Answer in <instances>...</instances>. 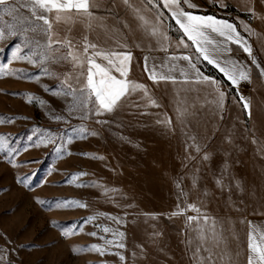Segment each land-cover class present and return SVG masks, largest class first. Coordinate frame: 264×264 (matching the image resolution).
Here are the masks:
<instances>
[{
    "label": "rangeland",
    "instance_id": "1",
    "mask_svg": "<svg viewBox=\"0 0 264 264\" xmlns=\"http://www.w3.org/2000/svg\"><path fill=\"white\" fill-rule=\"evenodd\" d=\"M193 2L207 12L247 17L228 2L227 8L216 6L214 0ZM160 7L164 8L162 2ZM17 46L21 55H31L29 47L35 49L22 38L0 42V137H7L12 150L0 152V246L6 234L14 249L13 264H122L118 256L86 250L92 244L105 246L104 240L88 235L90 232L113 239L112 233H103L96 225L125 233L126 248L109 249L123 253V264H228V256L219 258L222 251L231 256V264H246L248 225L241 221L264 226V107L253 108L248 118L227 96L221 120L207 85L143 83L160 107L147 105V98L138 90L117 113L80 119L87 109L80 108V101L66 96L61 88L71 64L44 62L45 73L27 59L17 58ZM203 67L223 80L209 72L212 66L204 63ZM29 94L44 104L29 102ZM73 105L77 107L69 116ZM165 115L172 119L174 131L156 124ZM80 127L98 134L77 137L72 129ZM49 132L63 135V139L57 145L41 143L38 137ZM226 132L232 135L230 144L224 139ZM189 133L210 153L209 161L190 158L202 153L186 151L192 143ZM69 135L72 141L64 143ZM55 146H63L70 154L58 156ZM83 153L104 159H91ZM225 168L224 183L231 181V191L216 185ZM81 171L88 175L69 183V174ZM25 176L31 190L18 183ZM77 182L94 186L76 187ZM238 182L244 192L236 188ZM58 199L80 200L88 207L58 209L54 204ZM189 204L200 210L201 217H209L208 222H189L188 216L198 215ZM181 210L182 215L171 216ZM88 216L97 219L82 224L83 231L69 237L52 224L71 226ZM111 217L120 218L121 223ZM213 221L224 239L212 253L194 257L199 231L210 229ZM73 248L85 250L73 252Z\"/></svg>",
    "mask_w": 264,
    "mask_h": 264
},
{
    "label": "snow or ice",
    "instance_id": "2",
    "mask_svg": "<svg viewBox=\"0 0 264 264\" xmlns=\"http://www.w3.org/2000/svg\"><path fill=\"white\" fill-rule=\"evenodd\" d=\"M115 7L105 8V0H0V42L6 43L9 38H22L24 44L27 46L35 45V49L29 47L31 55H21L19 46H17V58L27 59L28 63L36 64L45 73L48 69L43 67L44 62L51 63L53 60L59 62H68L72 65L74 72L78 74L69 73L64 77L61 88L64 90L66 96H72L74 100H79V107L86 108L87 111L83 112L80 119H88L92 115L103 116L105 114L117 113L124 104L129 102V99L134 92L140 90L143 96L147 98V105L153 107H160L155 99H153L144 84L136 83L126 79L130 62L132 61V53L130 51H123L128 47V37L122 35V30L127 29L135 32L133 23L139 22L137 27L140 28L144 35L149 38H155L157 43L162 46L163 51H167V47H163L164 42L171 45L169 36L166 34L165 28H170L171 25H165V17L160 11V4L168 10L169 18L175 21L178 26V31L186 37V40L181 38L177 41V45L184 49H192L188 54L180 56L171 55L165 61H161L160 68L158 69L155 64L149 67L150 57H144V70L148 73L149 79L153 83L160 82H173L177 81L178 73L180 77L184 78L185 82H195L201 85H207L211 89L214 97V104L219 115V119H223V113L226 107V100L228 93L222 89L220 83L212 77L204 75L198 65L207 62L208 65L214 66L230 83L233 87L238 88L241 81H251V67L249 65L241 64L231 58L232 49L228 47L229 44H235L238 48L242 49L244 53L251 58V64L258 69V75L264 77V67L253 56L252 48L248 44L247 38L241 35L237 30V25L225 19L217 18L213 15H198L188 9H198L199 5L193 0H109ZM216 6L227 8L228 5L225 0H214ZM124 6L126 11L131 10L133 21L127 22L119 19V14L115 8ZM104 8L109 13L108 16H98L95 12ZM155 9V11H153ZM264 20V17H260ZM80 23L85 26L87 31L80 35L69 36L66 33L71 32V25ZM247 28L251 33L253 30ZM103 29V35L107 37L106 40L93 41L89 39L88 32H98ZM65 33V34H61ZM217 37L222 39H217ZM139 39V36L136 37ZM190 42V43H189ZM115 44L114 50L108 45ZM103 45V46H102ZM140 45H137L139 47ZM227 53V55H225ZM99 60L100 62H97ZM180 60L187 62L186 66H181L174 63ZM167 67V71L163 69ZM2 71V69H0ZM119 73L120 78L112 73ZM65 85L67 87L65 88ZM48 91L49 89H45ZM237 103L240 104L242 110L248 118H251L252 107L251 101L243 95L236 97ZM29 102H36L44 104L43 100H36L29 94ZM91 105V107H88ZM73 105L70 107L69 116L72 115ZM136 107H139L137 104ZM147 113H141L145 115ZM181 116L184 113H180ZM58 121L65 120L63 116H54ZM8 122H11L9 119ZM97 124H109L108 120H96ZM156 124L163 125L174 131L172 128L173 121L166 115L163 118H158ZM39 129H33L37 132ZM72 132L77 137L86 138L88 135L96 136L98 133L95 131L89 132L86 128H73ZM31 139V137H29ZM41 143L45 141L57 145L63 139V135L54 136L52 133L45 135L41 133L38 137ZM73 136L69 135L64 143H70ZM188 139L192 141L187 146L188 149H194L196 153H202L198 157H190L191 159H199L201 161H209L211 156L208 151H205L200 143L197 142L196 136L188 134ZM224 139L227 143L232 142L231 133L225 134ZM252 143H257L255 139ZM12 151L7 146V137H0V152ZM53 151L58 156L70 154L63 146H55ZM82 155L88 156L91 159H104L102 156L83 153ZM8 162L12 164V160ZM16 165L13 164V167ZM227 171L225 168L220 177L216 180V185L221 189L228 187L231 191V181L226 185L224 183V173ZM86 172H77L69 174V183L79 181L80 177L86 176ZM28 177H21L18 183L25 184L31 190L30 184H26ZM196 180L193 179V184ZM76 187L94 186L86 185L83 182H77ZM177 187H180L177 182ZM236 188L241 192L245 189L239 184ZM41 204H46L47 201H38ZM55 207L58 209L70 210L73 208H87L88 204L75 199H63L54 201ZM51 207V205L49 206ZM188 208L193 209L198 213L196 217L188 216L189 222H198L203 220L208 222L209 217L206 215L201 217L200 210L195 205L189 204ZM255 210V209H254ZM183 211H174L171 216L182 215ZM100 215H106L101 213ZM156 219L155 216L152 217ZM96 216H88L83 218L82 221L73 222L71 226L53 221L52 224L58 228L61 235L69 237L83 231L82 224H87L96 220ZM116 223H121V219L111 217ZM248 225L247 231V248H246V264H264V226L257 227L251 221H241ZM103 233H112L113 239H106L105 236L98 235L97 231L88 233L92 237H98L105 241V246L92 244L87 246L86 250L96 252L104 256L112 254L118 256L122 262L126 261V257L122 252H110V248L125 249L124 243L125 233L123 231H115L109 227H102L96 225ZM210 233V235H209ZM158 236L159 233H154ZM5 241L4 245L0 246V264H13L11 259L14 249L10 248L11 241L7 238L6 234L3 235ZM224 239L223 233H218L216 229V221H213L212 226L208 230H200L198 233V240L196 247L193 250L194 257L198 256L201 252L212 253L213 249L219 247L221 241ZM207 244L208 247L203 245ZM28 247V246H21ZM141 250H143L142 246ZM85 249L73 248V252L83 251ZM136 254L133 253V256ZM238 256L239 253H236ZM228 256V264H231V256L222 251L219 254L220 259ZM208 259H213V255H209Z\"/></svg>",
    "mask_w": 264,
    "mask_h": 264
},
{
    "label": "crops",
    "instance_id": "3",
    "mask_svg": "<svg viewBox=\"0 0 264 264\" xmlns=\"http://www.w3.org/2000/svg\"><path fill=\"white\" fill-rule=\"evenodd\" d=\"M136 2L139 3L140 0H136ZM225 2H228L230 5H232L236 11L241 12L242 14H246L247 17L234 18L229 16L218 15L212 12L201 10L199 9V7L198 9L195 10L193 9H188V10L193 11L195 14L198 15H213L216 16L217 18L228 20L229 22H232L235 25H237V30L241 32V35L247 38L248 44L252 48L253 56L261 64V66L264 67V20L260 19V17H264V0H225ZM104 7L112 8L115 6L112 5L109 2V0H105ZM115 11L119 14L120 20L127 22L133 21L131 10L126 11L124 6L121 5L120 7L115 8ZM153 11H155V9H153ZM160 11L163 13L165 17V25H171L170 28H165L166 34L169 36L171 41L170 46L168 45V42H164L163 44V47L168 48L167 51L162 50V46L157 43L155 38L149 39L144 35V32L137 27L139 23L138 21L133 23L132 25L133 28L135 29V32L129 31L127 29L122 30V35L128 37V47L126 49H123V51H130L133 57L132 61L130 62L129 72L126 79L141 84L148 83L154 85H159V84L200 85L195 82H185L184 78L180 77L178 73H175L177 75V81L175 83L171 81L169 82L162 81L160 83H153V81L149 79L148 73L145 72L144 70L145 56L150 57L149 67H151L152 64H155L159 69L161 65V61H165L167 57L171 55H175L178 57L182 54H188L191 51H193L192 49H184L177 45V41L179 39L183 38L186 40V37H183V34L180 31H178V26L175 25V21L169 18L170 14L168 10L160 7ZM95 14L98 16L109 15V13L104 10V8L97 10ZM245 26L251 28L253 31L249 33ZM86 31L87 29L85 28V26L77 22L71 25V32H68L66 34L69 36L79 37L80 35L84 34ZM87 34L89 35V39L93 41L107 39V37L103 35V29H99L98 32L95 33L88 32ZM137 36H139V39L136 38ZM217 39H222V38L217 37ZM137 45L140 46L137 47ZM108 47H111L114 50H120V49H116L115 44L108 45ZM228 47L232 49L231 58L233 60L238 61L244 65H249L251 67L250 82L241 81L238 88L233 87L231 83L223 75H222L223 80H218L215 76L209 74L203 67V64L207 62H203L200 65H198L201 69V72L204 75L215 78L220 83L221 88L227 91L229 100L232 103V105H234L235 107L240 106V104L237 103L236 101V97L238 95H243L247 97V99L251 101L252 109L256 107H264V77H260L258 75V69H256L255 66L251 64V58L247 55V53H244L242 49L238 48V46L235 44H229ZM225 55H227V53H225ZM97 62L100 61L97 60ZM174 63L179 64L181 66H186L187 62L177 60ZM163 70L167 71L168 69L167 67H165ZM70 73L78 74V72H74L72 65H71ZM112 74L116 75L117 78H120L119 73L113 71ZM229 91H231V93ZM237 121H239V119ZM240 122H242V119H240Z\"/></svg>",
    "mask_w": 264,
    "mask_h": 264
},
{
    "label": "trees",
    "instance_id": "4",
    "mask_svg": "<svg viewBox=\"0 0 264 264\" xmlns=\"http://www.w3.org/2000/svg\"><path fill=\"white\" fill-rule=\"evenodd\" d=\"M210 69H211V70L209 71L210 73H212V74H214V75H216V76H218V77L223 78L222 74H221L220 72H218V70H216V69L213 68V67H211Z\"/></svg>",
    "mask_w": 264,
    "mask_h": 264
}]
</instances>
